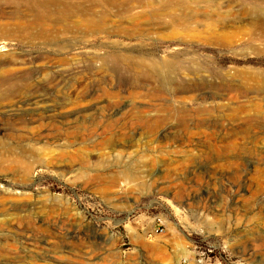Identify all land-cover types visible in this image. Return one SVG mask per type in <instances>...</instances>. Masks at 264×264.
<instances>
[{
    "label": "rangeland",
    "instance_id": "rangeland-1",
    "mask_svg": "<svg viewBox=\"0 0 264 264\" xmlns=\"http://www.w3.org/2000/svg\"><path fill=\"white\" fill-rule=\"evenodd\" d=\"M9 1L0 153L23 162L0 171V264H184L206 246L214 264H264V38L247 1L199 0L191 24L144 33L114 10L100 32L50 39ZM129 57L169 63V84Z\"/></svg>",
    "mask_w": 264,
    "mask_h": 264
},
{
    "label": "bare ground",
    "instance_id": "bare-ground-1",
    "mask_svg": "<svg viewBox=\"0 0 264 264\" xmlns=\"http://www.w3.org/2000/svg\"><path fill=\"white\" fill-rule=\"evenodd\" d=\"M14 1H16L17 3L23 4V6L26 7L30 11L35 9V10L39 11L40 14L45 16V17L41 18L40 21H36L34 19L24 17L23 21L21 22L22 23L21 25H23L21 29L23 31L31 32L35 27H40L42 32H40L38 35L45 36V37H48L46 35L47 34L46 32L48 31V29L49 30H51V29L56 30L58 28L62 29V30H65V29L69 30V29H76V28H82L83 29L84 28L85 30H87V32L88 31L100 32L108 24V22H109L108 17H110L112 15L111 13H113L114 10H116L115 12H118V15L120 17H122L123 21H125L127 23V26L123 27L126 31L128 30L131 32H135V31L139 30L141 33H144V32H147L148 27H150V29L157 30V29H160V27H162V25L164 24V21L167 19L171 22L169 27L170 26H172V27L186 26V22H189L190 24L192 23L191 19H188L190 16V12H192V10H190V8H192V7L195 8L199 3V0H80L83 2H78L76 0H14ZM243 1H247V2L246 3L244 2L245 4L239 9L238 13L240 15L248 18L250 25L253 26L254 31L257 32V33L255 32L256 37L264 38V9L261 6V4L264 3V0H243ZM101 4H105L107 6L106 10H98V7L101 6ZM227 7L231 8L232 5L228 4ZM106 12H108L109 14ZM217 15L219 16V13ZM123 21H122V23H123ZM5 26L6 27L3 28L2 33L4 36H8L11 33L8 31L10 29L9 28L10 26L8 23H5ZM48 27H50V28H48ZM71 31L73 32V30H71ZM176 31H177V29H176ZM118 33H119V30H118ZM249 33H253V31L249 32ZM208 35H209V33H208ZM216 41L218 43L222 42V40L219 37L216 38ZM184 51H186V50H184ZM186 54H187V52H186ZM163 59H166V58H163ZM193 59H195V57ZM125 60L127 61L126 63L129 66V68L131 67V69H133L135 72L152 74L153 76H155L157 73L161 72L159 66L160 65L163 66L165 69L166 76L164 75L165 78L162 80L164 82H166L165 85L169 84V81H170L169 76L171 75L170 72L173 71V69L169 63H164V65H163V64L158 63V62H153L149 65L147 63V60L134 59V57L133 58L129 57V58H126ZM173 64L175 65V63H173ZM174 65H173V67H174ZM182 71H183V69H182ZM187 71L188 70H186V73H187ZM104 72H106V71H104ZM173 73H175V71ZM189 75H191V74H189ZM182 76L180 75V77H182ZM223 77H222V79H223ZM197 78H198V76H197ZM205 79H207V78H205ZM184 81H185V79H184ZM140 82H142V81H140ZM181 82H183V81H181ZM132 89H131V91H133ZM135 89H137V88H135ZM139 89H137V90H139ZM207 89H209V88H207ZM216 90H218V89H216ZM137 92L140 93L139 91H137ZM237 92H238V90H237ZM154 93H156V92H154ZM168 94H169V92H168ZM168 97H170V96H168ZM33 98H35V99H33ZM33 98H32V100H34V101L37 100V97H33ZM172 98H174V97H172ZM176 100H178V99H176ZM34 112H35V110H34ZM132 120H133V118H132ZM29 136H31V135H29ZM5 148H7V147H5ZM3 152L5 153V150ZM7 152L8 153H5V155L4 154L2 155L0 153V171H2L3 169L4 170L12 169V167H14V166H12L13 164H15V167L17 165L18 166L17 168H19V165H21L23 162L22 159L20 158L21 156H19L16 152L11 151L10 149H8ZM6 154H8V155H6ZM6 163L8 165H6ZM23 165H26V164H23ZM25 167H27V166H25ZM56 199H58V197Z\"/></svg>",
    "mask_w": 264,
    "mask_h": 264
},
{
    "label": "built area",
    "instance_id": "built-area-1",
    "mask_svg": "<svg viewBox=\"0 0 264 264\" xmlns=\"http://www.w3.org/2000/svg\"><path fill=\"white\" fill-rule=\"evenodd\" d=\"M164 227H156L154 229V232L156 234H161L164 232ZM218 260V257L216 255V251L214 248L210 246L206 247H196L195 253H194V259L190 260L188 258H184L182 262L184 264H214Z\"/></svg>",
    "mask_w": 264,
    "mask_h": 264
},
{
    "label": "crops",
    "instance_id": "crops-1",
    "mask_svg": "<svg viewBox=\"0 0 264 264\" xmlns=\"http://www.w3.org/2000/svg\"><path fill=\"white\" fill-rule=\"evenodd\" d=\"M194 254V253H193Z\"/></svg>",
    "mask_w": 264,
    "mask_h": 264
}]
</instances>
